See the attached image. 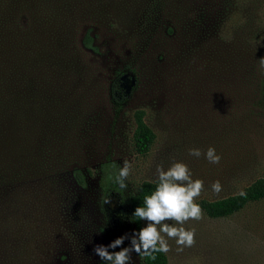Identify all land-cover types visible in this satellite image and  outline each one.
Here are the masks:
<instances>
[{
	"label": "rangeland",
	"instance_id": "374dc122",
	"mask_svg": "<svg viewBox=\"0 0 264 264\" xmlns=\"http://www.w3.org/2000/svg\"><path fill=\"white\" fill-rule=\"evenodd\" d=\"M72 5L54 38L62 50L71 49L67 42L79 50L61 62L60 74L49 73L51 84H59L53 95L41 85L43 113L32 120L40 128L1 173L0 264L98 263L94 247L111 242L99 206L102 161L114 162L117 171L125 160L132 164L124 194L142 180H158L157 165L167 170L183 162L192 179L203 181L196 200L238 192L264 174V74L258 70L264 0ZM19 17L25 27L27 18ZM69 23L75 24L74 38ZM86 29L94 50L80 48ZM113 80L124 94L118 106L109 96ZM137 108L154 132L144 155L131 141ZM209 147L221 157L218 164L204 157ZM190 149L202 155L192 156ZM74 166L86 178L84 187L70 176ZM216 181L219 193L212 191ZM108 200L107 207H114V198ZM183 226L195 229L196 243L178 252L169 240L168 264H264V201L222 218L203 213ZM130 264H140L135 251Z\"/></svg>",
	"mask_w": 264,
	"mask_h": 264
},
{
	"label": "trees",
	"instance_id": "16d2710c",
	"mask_svg": "<svg viewBox=\"0 0 264 264\" xmlns=\"http://www.w3.org/2000/svg\"><path fill=\"white\" fill-rule=\"evenodd\" d=\"M71 2L72 0H0V177L2 170L13 163L16 149L27 148L28 141L40 128H35L33 121L43 113L39 106L43 103L42 93L46 91L42 90L41 85H48L53 95L59 84H51L53 81L49 73L53 77L54 74H60L64 66L61 62H65L67 56H75L79 50L78 44L72 45L66 40L72 50H62L59 41L54 38L56 31L65 23L63 11L66 7L73 9ZM19 14L27 18L25 27ZM74 25L68 24L72 38L75 37ZM74 32L76 34V31ZM41 33L46 37L43 41L40 39ZM80 48L95 49L90 29L82 33ZM36 92H39V95L35 96ZM109 96L117 106L123 102V89L118 80L110 83ZM132 120L133 150L144 155L153 143L154 132L143 120L142 109L133 110ZM116 173L114 162L105 160L99 163V206L111 233V241L126 235L129 238H126L120 247H130L131 235L143 227L142 220L135 218L133 213L136 207L144 206V197L155 191L158 180H142L134 191L124 194L115 182ZM70 176L77 186H85L86 178L79 167H72ZM241 192L245 195H240ZM111 197L115 200L112 208L107 207L105 203V200ZM263 201L264 174L238 192L215 199L201 198L196 200V203L206 216L222 218L240 211L246 205ZM120 247L108 250L119 251ZM153 255L155 259L143 253L139 254L140 264H168L165 253ZM97 264L105 262L99 258Z\"/></svg>",
	"mask_w": 264,
	"mask_h": 264
},
{
	"label": "clouds",
	"instance_id": "9594fccd",
	"mask_svg": "<svg viewBox=\"0 0 264 264\" xmlns=\"http://www.w3.org/2000/svg\"><path fill=\"white\" fill-rule=\"evenodd\" d=\"M264 74V57L259 59V69ZM189 154L199 158L202 155L199 149H190ZM204 157L209 163L218 164L221 157L213 147H209ZM132 169V164L125 160L114 177L120 189H127V178ZM156 172L158 183L155 191L144 197V206L136 207L133 216L147 221L146 226L134 232L130 237V247H120L127 237L120 236L111 241L107 246L96 245L95 253L105 264H130L131 253L151 256L154 253H168L171 248L169 240H175L177 251L195 245V229H186L189 220L199 221L203 218V210L196 199L204 190L203 181L192 179L189 167L183 162H173L165 170L162 165H157ZM212 191L219 193L222 186L219 181L212 184ZM240 195H245L241 192ZM105 203H110L105 200ZM171 221L172 223H169ZM120 247L119 251H109Z\"/></svg>",
	"mask_w": 264,
	"mask_h": 264
}]
</instances>
